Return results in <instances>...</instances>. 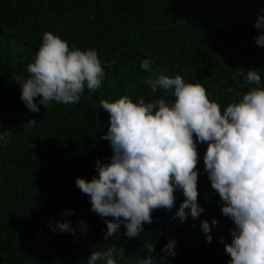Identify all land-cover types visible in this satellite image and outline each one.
<instances>
[{
    "label": "trees",
    "instance_id": "obj_1",
    "mask_svg": "<svg viewBox=\"0 0 264 264\" xmlns=\"http://www.w3.org/2000/svg\"><path fill=\"white\" fill-rule=\"evenodd\" d=\"M262 7L264 0H0V132L14 133L0 145V264H86L91 251L111 246L124 249L118 264H128L145 255L148 242L163 256L161 248L171 238L176 255L157 257L156 264H227L230 256L219 238L230 242L233 224L219 210L202 159L197 163L200 217L184 223L171 219L184 199L177 191L174 208L154 210L153 222L144 224L137 238L125 237L121 225L119 238L104 240V219L90 210L74 179L90 180L96 160L111 155L108 141L100 138L108 121L100 100L128 96L136 102L142 96L147 102L166 95H150L142 59L151 60L158 73L200 84L221 110L235 92L254 86L240 87L246 70L258 69L264 86V47L254 43L253 27ZM45 31L70 49L95 48L106 76L97 91L85 88L76 104L49 102L32 112L14 77L27 75ZM29 119L37 123L26 129ZM205 147L197 145L200 157ZM65 209L75 214L62 217ZM212 218L217 225H211ZM58 219L71 220L74 228L82 219L86 235L78 228L75 235L51 231L48 222ZM201 219L210 224V243Z\"/></svg>",
    "mask_w": 264,
    "mask_h": 264
},
{
    "label": "clouds",
    "instance_id": "obj_2",
    "mask_svg": "<svg viewBox=\"0 0 264 264\" xmlns=\"http://www.w3.org/2000/svg\"><path fill=\"white\" fill-rule=\"evenodd\" d=\"M264 7L256 13L253 27L258 30L254 43L264 47ZM149 59L139 67L147 75L143 84L151 96L158 91L166 95L136 102L128 96L113 101L100 100L101 109L108 114L107 131L101 134L108 141L111 155L104 162L97 159L90 180L74 179L75 186L87 195L90 210L104 219V240L115 236L123 225V235L137 238L144 224L153 222L154 210H172L175 192L184 199L171 219L184 223L200 217L204 209L198 203V160L210 187L218 194L220 212L233 224L230 242L223 237L224 251L230 256L227 264H264V86L258 69H248L243 76L247 91H237L221 110L210 101L200 84L188 83L181 75L168 76L156 72ZM23 73L14 77L20 87V99L32 112H39L49 102L65 105L79 102L85 88L95 92L106 76L105 68L95 48H69L59 36L45 31L32 61ZM236 77H233L235 79ZM232 93L231 88L228 89ZM37 121L29 119L26 129ZM14 133L0 132V145L6 144ZM195 136V140L194 137ZM198 144H206L200 157ZM65 209L61 216L74 215ZM111 217V219H107ZM211 225H217L215 218ZM53 232L75 235L87 233L81 219L76 228L71 220L48 222ZM206 243L212 241L208 220H200ZM176 241L168 239L162 246L163 256L176 255ZM154 242L145 244L144 256L128 264H156ZM124 249L116 246L91 251L86 264H118Z\"/></svg>",
    "mask_w": 264,
    "mask_h": 264
}]
</instances>
